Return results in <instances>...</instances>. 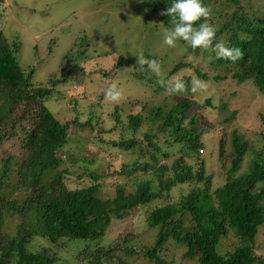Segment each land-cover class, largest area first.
Listing matches in <instances>:
<instances>
[{"label":"trees","instance_id":"trees-1","mask_svg":"<svg viewBox=\"0 0 264 264\" xmlns=\"http://www.w3.org/2000/svg\"><path fill=\"white\" fill-rule=\"evenodd\" d=\"M138 1L147 8L146 17L152 15L157 26L164 25L163 30L172 27L171 18L160 13L166 11L174 0ZM211 1L201 0L204 6L210 8L211 15L207 21L203 18L197 21L194 27L198 28L205 22L215 27L212 47L192 49L187 42L179 40L184 47L177 51L187 48L188 52L209 54L213 74L195 67V74L181 77L189 90L179 99H166L156 107L149 108L146 117L141 112H132L133 107L129 110L128 107L124 108L126 99L122 100V104L115 105L110 113L116 125L122 127L124 123V128H127V132H123L120 140L113 145L125 152L139 153L131 166H122L123 173L143 174L140 180H134L131 190L125 185H117L115 195L107 200L100 194L101 174L94 168L93 161L85 158L79 148L74 149L73 153L67 149L70 124L79 123L78 126L83 129L91 124V120L88 125L80 124L77 119L66 121L63 117L65 112L61 111L63 105L54 91L64 78L49 77L42 83H33V71L23 69L17 59V39L10 41L0 29V145L20 135L21 147L25 150V156L17 166L10 167L9 162L13 158L9 156L1 170L0 264H56L58 257L55 251L62 239L99 240L114 219H125L134 209L153 201H166L170 197L164 192L182 184H192L189 192L182 194L178 201L156 205L146 218L149 227L158 229L153 244L140 246L134 241L131 244L126 234L112 246L87 250L88 264H127L119 252H124L125 256L143 254L155 264H167L160 258L159 252L169 239L183 244V257L194 258L197 264H264V250L256 242L259 226L264 223V154L258 149L261 146L264 149V131L259 130L264 128V116L259 112L254 118L255 123L256 120L260 123L257 129L251 127L249 120L254 114L251 111L256 108L252 102L235 95H229L231 98L227 100L230 102H221L224 108L231 102L237 105L226 118L236 125L234 128L225 126L227 134H230L232 153L229 166L223 161L225 139L220 137L217 143L218 161L227 174L223 184L213 190V175L207 173L205 160L199 152L204 151L203 141L200 142L201 132L193 124L198 116H192L189 125L192 127L186 125L185 121L190 113L201 106L196 100L198 92L190 91L191 81L195 78L225 83L232 76L241 84L251 81L254 87H258L259 90L255 88L264 100V18L257 16L254 8L243 4L242 0H230L231 5L235 6L232 11L224 9L229 6V0L219 1V8ZM160 40L158 50L165 51L161 49L163 42ZM219 41L228 47H240L244 51L243 59L236 62L218 59L213 49ZM134 63V59L120 55L114 71L124 65L136 66ZM190 65L182 59L167 73H161L160 77L146 68L139 71V67L140 79L132 71L129 74L135 87L146 90L153 85L151 87L156 90L158 84L165 90L158 81L167 80L187 70ZM142 95L124 97H131L137 103ZM218 96L220 101L223 96ZM210 100L211 97L206 98L205 104L209 105ZM47 101L53 102L56 114L49 110ZM242 103H246L250 110L240 112ZM123 113L128 114L122 116ZM144 120L152 124L160 122L155 129L143 131L139 141L135 136ZM161 133L166 136L165 147H161L156 140ZM175 145L183 151V157L174 160L172 168H169L166 163H161V159L169 158L170 149ZM249 150L254 156L249 170L236 175ZM190 153L194 154L193 163L186 161ZM76 160L80 161L81 169L77 178H88L89 183L71 188L65 179L73 171L63 166L66 161ZM198 167L194 172V168ZM8 218L19 220L14 232L5 229ZM229 235L235 238L233 249L220 254L217 246ZM35 238H41L51 246L40 245Z\"/></svg>","mask_w":264,"mask_h":264},{"label":"rangeland","instance_id":"rangeland-1","mask_svg":"<svg viewBox=\"0 0 264 264\" xmlns=\"http://www.w3.org/2000/svg\"><path fill=\"white\" fill-rule=\"evenodd\" d=\"M219 1L223 0H212L211 2L219 8ZM242 3L254 8V13L264 18V0H242ZM231 4L230 1L229 6L224 9L232 11L235 6ZM146 14L147 8L138 0H0V29L10 41L17 39L19 44L17 59L23 69L33 71L32 82L42 83L49 77L64 78V81L54 90L63 105L61 111L65 112L64 119H67L66 121L77 119L80 124L86 125L91 120V124L83 129H80L79 123L70 124L67 149L73 153L74 149L79 148L85 158L93 161L94 168L101 174L100 194L104 200L115 195V189L119 184L131 190L134 180H140V175L143 174L141 172L128 175L123 173L122 166H131L138 159L139 153L125 152L113 145L114 142L120 140L123 132H127L124 123L120 127L113 122L110 113L114 111L115 105L122 104V100L126 99V103H123L124 108L128 107L127 110H129L133 107L132 112H141L143 117H146L149 114V108L156 107L166 99L172 101V98L175 100L181 97V95L166 94L165 90L158 87V84L157 87L154 86L156 90L151 87L153 86L151 84L146 90L141 89L140 86L135 87L129 73L132 71L131 73L140 79L142 76H138L139 65H124L114 71L118 56L132 58L135 60L134 64L137 61L135 55L138 56L140 53H143L147 59L156 58L161 64V73L164 74L182 59L184 63L191 64L187 70L175 74L173 77L176 78L189 75V73L195 74L193 71L195 67L202 72L213 74V69L209 66L211 56L205 52L201 54V51L188 52L187 48L179 52L177 50L184 47L179 40L175 47H169L163 43L161 49L165 51H159L160 38L163 42L165 32L164 25L159 26L158 24L157 26L153 16L146 17ZM111 84H116L123 93V99L119 103L108 102L104 97L105 89ZM208 84V91L198 92L196 97L201 106L190 113L185 121L189 126L192 116L195 114L198 116L193 124L201 132L200 142L203 141L204 150L201 158L205 160L207 173L213 175L211 185L213 190L223 184L227 174L225 167H222L221 162L218 161L217 143L220 137L225 139L223 161L226 166H229L232 153L229 143L230 134H227L225 126L234 128L236 125L226 118L232 110L236 109L237 105H232L231 102L228 107L224 108L221 102H230L227 100L231 98L229 95L252 102L256 108L251 111L254 114L249 119L252 122L250 126L259 129L257 124L260 123L258 120L255 123L254 118L259 112L264 116V100L261 99V93L257 91L258 87L255 86L256 89L251 81L241 84L234 77L229 76L225 83L210 80ZM140 92L143 95L138 97L137 103H134L131 97H124L138 96L141 95ZM218 95L223 96L220 101ZM210 97V104H205V99ZM140 99H142L141 102ZM47 102L49 110L56 114L53 102ZM59 107L62 108V106ZM248 110L250 109L247 104L242 103L240 112ZM127 114L123 113L122 116ZM159 122L152 124L144 120V123L139 125L135 137L140 141L141 133L155 129V125L157 126ZM259 130L264 131V128ZM161 134L156 140L161 147H165L166 136ZM19 137L21 136L12 137L0 145V175L3 164L9 156L13 158L9 162L10 167L13 168L24 158L25 150L21 147ZM177 147L175 145L170 149L171 156L165 160L161 159V163H166L169 168H172L174 160L183 157V151ZM262 148L263 146L258 147L261 154H264ZM192 156H194L193 153H190L188 157L185 156L186 161L193 163ZM252 160L254 156L249 150L236 175L248 171ZM79 162V160L66 161L63 166L73 171L66 175L65 182L68 187L75 188L89 183L88 178H77V173L81 170ZM194 169L195 172L199 167ZM195 184L201 185L200 182H195ZM191 186L192 184L178 185L164 192L170 197L166 201H153L134 209L125 219H114L105 235L99 240L86 242L82 239H62L60 247L55 251L58 257L56 264H88L87 250L93 251L99 246H112L117 240L123 239L126 234L131 244L133 241L140 246L153 244L157 238L158 229L148 226L147 216L156 205L178 201L182 194L189 192ZM18 222V218H8L5 224L6 231L14 232ZM35 242L51 246L41 238H35ZM256 242L264 250V223L259 226ZM234 243V236L229 235L218 244L217 251L224 254L233 249ZM184 251L183 244L169 239L159 252V256L167 264H197L196 259L183 257ZM119 253L127 264H155L143 254L125 256L124 252Z\"/></svg>","mask_w":264,"mask_h":264},{"label":"clouds","instance_id":"clouds-1","mask_svg":"<svg viewBox=\"0 0 264 264\" xmlns=\"http://www.w3.org/2000/svg\"><path fill=\"white\" fill-rule=\"evenodd\" d=\"M160 15L171 18L172 27L165 30L163 37V43L167 46L175 47L178 40H183L192 49L212 47L216 35L215 27L207 22L201 23L198 28L194 27L197 21L202 18L207 21L211 15L210 8L204 6L201 0H174L171 6L166 11H162ZM213 50L218 59L236 62L244 57V51L240 47H228L223 41L217 42ZM135 56L137 57L136 64L139 65L141 71L146 68L157 77L161 76V64L158 59H147L143 53ZM158 82L168 95H181L189 90V86L181 78L171 77ZM208 88V82L199 78L191 81L190 91L193 93H204L208 91ZM104 97L108 102L115 104L123 99V93L116 84H111L105 89ZM199 152L200 155L203 153L202 150Z\"/></svg>","mask_w":264,"mask_h":264}]
</instances>
